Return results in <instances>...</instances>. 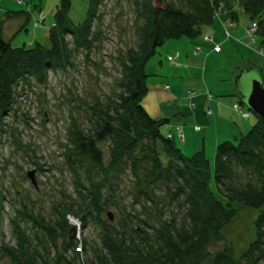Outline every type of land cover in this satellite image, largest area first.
<instances>
[{
  "label": "trees",
  "instance_id": "trees-1",
  "mask_svg": "<svg viewBox=\"0 0 264 264\" xmlns=\"http://www.w3.org/2000/svg\"><path fill=\"white\" fill-rule=\"evenodd\" d=\"M86 1L87 17L75 23L70 17L72 0H60L49 30L50 46L38 42L31 48L14 47L3 36L0 16V133L20 92L47 85L51 71L74 68L82 52L90 60L103 36L94 25L102 18L99 7L104 0ZM125 1L133 10L137 42L122 55L120 91L107 104L97 100L86 132L76 126L67 132L64 160L75 184L69 203L54 207L53 219L30 212L26 204L15 207L10 223L16 243L2 247L11 264H200L205 255L210 256L207 247L213 236L222 240L221 230L236 216L235 202L258 209L264 206V120L257 118L248 133L216 148L215 182L225 204L211 190V162L204 150L185 156L175 138L169 139L162 131L171 121L153 118L143 106L149 92L147 64L167 41L196 39L203 27L217 20L218 11L237 19L240 10L257 24V36L264 38V0H182L183 8L167 0ZM4 16L27 17L22 26L26 31L31 23L29 11ZM106 142L111 143L108 160L100 148ZM97 171L103 177L94 180ZM126 173L133 176L136 193L150 204L156 201L147 190L164 187L184 210L183 222L173 220L151 229L129 215L119 227L107 223L105 213L113 220L107 211L105 184L111 175L122 179ZM110 190L114 195L115 190ZM70 218L84 229L91 223L101 227L102 247L93 250V257L86 255L88 241L73 237ZM212 264H264V211L247 251L236 259L226 250L216 254Z\"/></svg>",
  "mask_w": 264,
  "mask_h": 264
},
{
  "label": "rangeland",
  "instance_id": "rangeland-1",
  "mask_svg": "<svg viewBox=\"0 0 264 264\" xmlns=\"http://www.w3.org/2000/svg\"><path fill=\"white\" fill-rule=\"evenodd\" d=\"M74 1L75 8L78 9L81 0ZM167 2L177 8H183L182 0H167ZM155 4L161 5L158 1ZM164 4H166L165 1ZM59 5L60 0H0V16L4 20L3 36L7 40H12L14 47L31 48L38 42L50 46L49 30ZM32 6L35 16L43 14L41 22L45 21L44 24L35 28L33 20L28 26L29 31L23 30L16 35L17 27L22 25V19H16L17 16L14 18L4 16V13L7 10L25 11ZM99 11L102 18L96 20L94 26L102 31L103 36L90 54V60H87L86 52H82L76 58L74 68L51 71L47 85L25 88L16 99L10 116L5 117L2 122L1 131L3 132L0 133V264H11L10 259L3 253L2 247L4 245L13 246L16 243L10 223V218L15 215V207L26 204L30 212L53 219V208L62 204L66 206L74 197V180L64 160L67 132L73 126L86 132L93 122L92 107L97 100L107 104L120 91L122 55L137 42L133 10L125 0H104ZM81 13L83 12H79L75 18H83L85 15ZM239 14H242L241 17L243 15L246 17V20H242V24L245 21L250 22L244 12L240 10ZM168 42L170 43V41L166 43ZM262 42L263 38L257 37V42L253 45L255 50L264 47ZM166 43L160 49H165ZM223 66L227 67V69L223 67L227 71H231L232 66L239 72L244 67L236 65L235 60L227 61ZM259 66L260 69L257 71L260 72L264 81L263 58ZM250 121L253 124L257 121V116L252 112ZM204 125L205 123L201 125L203 126L202 132L199 133L203 134V131L209 128ZM240 128L242 127L236 128L237 131L239 130L238 134L241 133ZM213 137V134H210L205 149L200 150H204L211 162V190L219 200L226 204L215 182L213 161L217 145L212 143ZM228 139L234 141V135H229ZM186 146L179 148L182 149L183 154L185 152V156L191 157L195 153L193 151H191L193 154L189 153V147L185 148ZM110 147V142L100 144L106 160L109 158ZM32 171L36 173L37 186L33 185L28 178V173ZM97 172L94 180L103 177V174ZM109 180L105 184L104 195L109 197L107 211L113 214V221H109L107 213L103 215V219L112 226L119 227L127 223L129 215L139 219L140 224L147 223L151 229H157L173 220L178 223L183 222L184 210L179 209L177 201L172 200L164 187L157 185L152 191L147 190V193L156 201L153 205L141 199L136 193L132 175L126 173L122 179H119L114 174ZM110 189L115 190L114 195ZM233 207L237 211L236 216L221 230L222 240L213 236L207 247L210 256L205 255L200 264H212L214 256L226 250H230L233 256L239 259L256 239V221L260 213L264 211V206L258 209L235 202ZM70 223L76 229L75 237L88 241L87 257H93V250L102 247L101 227L91 223L88 228L84 229L78 223L74 224L71 221ZM132 227L135 226L132 225Z\"/></svg>",
  "mask_w": 264,
  "mask_h": 264
},
{
  "label": "crops",
  "instance_id": "crops-1",
  "mask_svg": "<svg viewBox=\"0 0 264 264\" xmlns=\"http://www.w3.org/2000/svg\"><path fill=\"white\" fill-rule=\"evenodd\" d=\"M72 3L71 19L74 22H80L79 19L84 20L88 14L89 2L81 0L78 9L75 8L74 0ZM32 8L33 6L25 11L30 12L31 22L34 20V26L37 28L36 23L43 14L38 13L39 16H35ZM81 11L83 12L81 15L85 16L75 18ZM8 12L13 11L7 10L5 13ZM241 16L242 14H239L238 18L234 19L229 14H225L223 19H217L213 25L203 27L202 35L196 39L171 40L170 43H166L165 49H159L147 64L149 92L143 101V106L153 118L171 121L163 127V133L167 136L173 134L175 142L180 143L177 147L187 145L185 148L189 147V153L205 149L210 134L214 136L212 143L218 146L224 140L231 141L228 139L229 135H234L235 139L248 133L257 123L256 121L253 124L250 121L251 117L247 120L242 119L235 112V107L241 104L235 80L239 70H235L236 68L232 66L231 71L223 69V65L232 60H235L236 65L244 66L242 69H260L259 62L263 57L257 53L259 48L255 50L253 45L256 43L249 44L246 35L247 29L253 22L246 14L250 22L245 21L242 24V20H246V17ZM26 18L25 16L16 18L22 19V25L17 27L15 34L23 31L22 26ZM205 37L212 38L213 42H207ZM216 46H220V52L214 50ZM197 48H200L199 52ZM170 58L176 59V63L172 64ZM168 86L169 90L166 89ZM190 92L196 94V99L193 100L197 104L195 109L192 107ZM203 123L209 128L202 134L199 132H202ZM239 126L242 128H240L241 133L238 134ZM196 127H200V130L197 131ZM179 131L184 134V142L178 138Z\"/></svg>",
  "mask_w": 264,
  "mask_h": 264
},
{
  "label": "water",
  "instance_id": "water-1",
  "mask_svg": "<svg viewBox=\"0 0 264 264\" xmlns=\"http://www.w3.org/2000/svg\"><path fill=\"white\" fill-rule=\"evenodd\" d=\"M236 87L240 94V102L250 112L254 113L257 118L264 120V81L255 68H244L236 79ZM35 171L29 172L28 177L34 185H37ZM113 220V215L109 214ZM75 237L76 229L71 231Z\"/></svg>",
  "mask_w": 264,
  "mask_h": 264
},
{
  "label": "built area",
  "instance_id": "built-area-1",
  "mask_svg": "<svg viewBox=\"0 0 264 264\" xmlns=\"http://www.w3.org/2000/svg\"><path fill=\"white\" fill-rule=\"evenodd\" d=\"M226 13H223L221 11H218L216 13V18L217 19H223L224 15ZM228 14V13H227ZM42 19V18H41ZM41 19H40V22L38 23H42L41 22ZM257 33H258V26L256 23H253L251 24V26L247 29L246 31V35H247V39L249 41V44H255L257 42ZM229 36V34H228ZM205 40L207 42H213L212 38L210 37H205ZM216 52H220L221 48L220 46H216L215 49H214ZM200 51V48H197V52ZM257 53L264 58V47L259 49L257 51ZM169 61L172 63V64H175L176 63V59L174 58H170ZM167 90H169V86L166 87ZM190 96H191V100H192V107L193 109L196 108L197 104L195 102H193V100L196 99V94L194 92H190ZM235 112L237 113V115H239L242 119H250L251 117V112L245 108L242 104H238L236 107H235ZM211 112L209 111V114ZM196 130L199 131L200 130V127H196ZM169 139H173L175 138L173 134H170L169 136H167ZM178 138L181 142H184L185 138H184V134L181 133V131L178 132ZM70 221L73 222L74 224L75 223H78V225H81V223L77 220H75L74 218H70Z\"/></svg>",
  "mask_w": 264,
  "mask_h": 264
}]
</instances>
